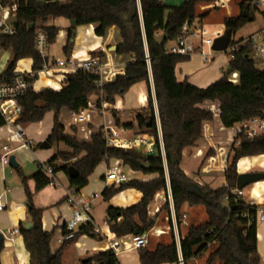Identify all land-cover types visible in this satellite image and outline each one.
I'll return each instance as SVG.
<instances>
[{"label": "trees", "instance_id": "16d2710c", "mask_svg": "<svg viewBox=\"0 0 264 264\" xmlns=\"http://www.w3.org/2000/svg\"><path fill=\"white\" fill-rule=\"evenodd\" d=\"M223 0H185L181 6L172 7L161 0H139L142 9L143 26L136 15L130 23L125 17L138 10V0H65L44 2L39 0H2L1 5L15 7L14 15L18 21L13 25L15 34L5 36L0 33V54L10 53L6 69L0 75L1 84H11L16 77L17 65L20 61L29 59L33 62V73H37L43 60L36 50L37 34L43 32L48 36V45L57 41L59 29L46 28L51 20H65L71 25L67 30V43L63 49L66 59L72 57L76 29L82 26H97L95 34L105 37L107 31L116 28L122 43L117 45L115 54L131 57L132 61L125 67L124 74L103 88L105 102L115 106L117 98H124L130 89L138 84H145L148 89L147 107L136 111L135 121L141 133L154 137L157 147L159 136L155 117V102L157 105L161 126L166 164L171 187L174 210L179 221L185 206L202 207L206 221L196 226H190L180 244V254L185 263L202 258L209 253L206 264H262L258 253L257 224L255 218L256 206L247 204L242 197L233 194L239 176L237 165L248 157L264 155V136L255 140L240 139V145L233 149L226 170V185L217 190L202 187L189 179L181 168L183 153L195 147L202 138L203 127L214 121L213 114L204 106L207 103L220 106V122L225 129L231 130L236 124L264 116V73L260 72L253 61L244 54H236L228 63L232 74L239 75V84L229 82L226 73L223 77L207 88H198L188 81L178 82L177 65L189 61V57L167 54V45L175 42L182 35L186 23L192 25L196 20H204L209 14L198 15L197 9L203 4L216 5ZM255 0H245L240 4L238 17L225 18L224 26L228 35H235L245 25L250 23L243 17L254 21L257 10H250L249 5ZM166 34L163 46L156 39ZM147 50V51H146ZM149 59V63L147 60ZM150 73L154 83L155 101L150 89ZM99 77L78 71L68 74L59 91L50 88L35 92L31 89L18 102L21 107L19 123L23 126L40 123L49 113H54L53 128L46 142L51 146L63 144L70 153H57L46 165L56 167V174L63 171L68 177V169L74 167L78 172L75 179H70L71 190L80 192L89 184L90 177L101 164L110 160H120L132 171L144 175H155L156 178L147 181H131L117 188H105L102 197L109 202L113 197L125 190H136L142 194L141 201L129 208L109 207L107 221L110 231L118 239L128 236L139 237L149 233L156 225V218L149 216V207L155 197L167 192V181L164 162L161 154L158 157L146 158L133 150L108 147L103 129L94 133L89 141H80L76 136L65 134V127L59 122L62 110L79 113L87 108L91 95L98 92L96 83ZM101 102L98 107L101 108ZM116 125L120 120L115 111L109 110ZM6 125L5 118L0 114V129ZM124 127L132 129V124ZM216 153L210 150L205 159L213 158ZM72 165L57 167L58 161ZM143 164H148L145 169ZM22 180L28 207L31 229L20 224L19 232L23 237L25 249L30 256V264H62L65 249L86 236L96 239L95 227L87 224L80 228L78 234L63 244L53 253L51 242L54 233L43 230L42 217L44 210L36 208L34 196L50 186L51 179L47 177L42 165L31 177H24L21 170L16 171ZM35 183L31 192L28 182ZM170 214L167 202L162 209ZM122 222L118 223V220ZM5 250L0 243L1 255ZM140 264H178L179 251L174 241L173 232L167 243H160L154 250L147 248L138 251ZM87 264H120L113 251L100 252L86 259Z\"/></svg>", "mask_w": 264, "mask_h": 264}, {"label": "crops", "instance_id": "0c3cea01", "mask_svg": "<svg viewBox=\"0 0 264 264\" xmlns=\"http://www.w3.org/2000/svg\"><path fill=\"white\" fill-rule=\"evenodd\" d=\"M221 4H224V2ZM211 7L217 9L219 6L211 5ZM201 9H203V7H201ZM138 10L141 16L140 22L143 26V19H142L143 15L139 0H138ZM230 13L231 12H228V14ZM198 15L200 16V14ZM205 21H207L206 18L204 20H196L192 23V27L204 29ZM70 26H71L70 23L65 20H51L46 25V28H57L60 30L55 45L49 47L48 55L51 60L55 61V60L66 59V57L63 54V49L67 43V30L70 28ZM96 28L97 26L92 25V26H82L76 29V38L74 41L72 56L77 58V60L79 59L82 60L89 56L98 57L101 60L103 66H105L108 72L110 73V81L107 84H111L116 80L118 76L124 74L125 67L128 63L132 61V58L118 56L115 54V52L112 51L113 47H117V45L122 43V39L120 37L119 31L116 28L113 27L109 29L105 37L96 36L95 34ZM218 35L219 37H217V39L219 38V40H225L228 37L230 38L232 37V35L227 34L225 26L223 31L218 32ZM172 44L173 43L168 44L167 48L170 47ZM26 60L28 62L20 61L18 63V65H20L19 67L22 69L21 71H19V73L16 72L17 75H21L22 73L20 72H24L23 70H26V68L27 70L29 69L31 70L30 72H32L33 62L29 59ZM226 60H227L226 58H220L219 62L221 64L219 65L217 63L216 64L213 63L214 65L213 64L205 65L203 64L199 56L191 57L189 58V61L177 65L176 67L177 80L180 83L184 81H188L190 84L198 88H202V89L207 88L223 77V74L225 72L221 71L220 73V68H222L221 67L222 64L226 63ZM6 66L7 65L5 64H2L0 66V75L6 69ZM66 72H68L67 69H61L54 71L51 76H47V75L39 76V78L33 84V90L35 92H39L41 90L50 88L48 84H51V82H54L56 80L62 81V77L65 76L66 78V75H68V73ZM64 80L60 83L61 87H55L56 88L54 89L55 91H59L62 89ZM37 81H39L38 84ZM150 89L152 91V97L155 101L154 83L151 73H150ZM101 96H102V92L98 90V92L91 95L90 101L92 103H98L100 101ZM142 98L146 99V101L143 103L141 102ZM147 100H148V89L147 86L143 83L132 87L124 98L116 99L115 112L120 120V124L123 126L126 124H132L133 126L132 129L130 130L124 127L126 129V134H124V137L132 138L134 136H143L140 134L141 132L138 128L137 122L135 121V113L136 111L142 110L143 108L147 107ZM207 104H205L204 106L205 108L207 107ZM63 111L64 110H62L59 115V120H62L61 124L65 127V134L71 137L76 136L80 141H84L82 139V134H80L79 129L73 126L70 127L71 120L69 123L67 124L65 123L63 118H66V115L62 114ZM107 112L104 115L93 114L94 116H92V123L89 126L93 134L98 132L105 123L109 121H113L112 114L111 115L109 114L110 116L106 118ZM49 114L53 115L52 125L47 127L45 131H43L42 129L41 134L43 135V138H48L53 128L54 113L52 112ZM98 116H102L103 119H99ZM31 128L32 126H28V129L25 128V131L27 137L32 141L34 138H36L38 133L35 129H31ZM226 131H228V129H225L222 126L221 122L217 120H214L212 123L204 124L202 138L197 142L194 148L186 150L183 153L184 159H183L182 170L184 171L185 175L189 178L191 177V175L197 179L202 178L201 182L197 181V183L201 186H207L210 189L217 190L226 185L225 170L228 161L231 157L229 153V149L231 146L230 142L232 138H234V132L227 134ZM5 137H6V131L0 130V148L7 144ZM147 137H152V136L148 135ZM228 139L229 141H227ZM210 150H213L216 153V155L213 158L205 159V155ZM20 152L22 153L21 156L22 163L25 161L29 163L35 162V164H37L36 166L37 170H38V166L45 164L42 162L45 160L42 161L38 160L36 147L32 150H21L17 153ZM62 153H70V150L66 147V151ZM139 153H141L143 156L146 157L144 153L142 152ZM262 156H257V157H262ZM245 159L247 158H244L241 161H239L237 165V172L239 175L254 174V173L264 174L263 158L252 161ZM17 163L19 164L18 169L21 170L24 177L31 178L35 174L34 173L33 175L26 176L19 161H17ZM72 164L73 162L64 163L63 165H72ZM55 165L57 167H61L58 166L57 163ZM125 168L130 169L129 167L126 166ZM17 170H15L14 172L15 175H14L13 173L7 172L6 169L0 164V194L3 203L6 205V209L0 212V233L4 237V245H5V250L1 255L2 264H30V256L25 249L22 235L21 234L15 236L11 235V232L13 230L15 229L19 230L20 224H24V225L30 224V218L28 215V208H27V199L22 185L21 177L16 172ZM105 170H106V165L103 166L101 173L96 174L95 171V173L89 179L88 186L85 189L81 190V193L86 196H90L95 193L99 195L94 201L91 211L89 213L92 224L95 227V234L97 235V238L91 239L89 237L83 236L76 243L69 245L64 251L62 264H69L67 261V255L70 252L71 247H74V252H75L74 253L75 260L72 264H82L84 260L91 258L100 252H105L106 244L108 240L121 241L122 244L118 249L119 252L118 259L120 264H140L138 251H131L129 249L130 243L134 238L133 236H128L122 239L116 238V236L112 234L110 231V226L108 225L107 217L105 222V226L107 227L106 231L104 229H98L96 227V220L93 215V211L95 204L100 198H102V193L105 190V184L102 181V176ZM199 171H201L200 173L203 174H200ZM131 177L133 181H142V182L151 181L156 178L155 175H144L142 173H138L134 171ZM56 179L58 182L56 185L49 186L34 196V204L36 208L44 210L42 217L43 230L48 234L54 233V237L51 242V250L53 253H56L60 249V246L56 245V239L60 236V231L62 226L65 224L66 220L71 216V209L65 203L67 193L71 190L68 177L63 171H60L56 174ZM28 186L31 192H34L35 190L34 181L30 180L28 182ZM125 191H128L130 195L133 194L131 199V201L133 202L132 204L136 205L141 201L142 194L139 193L138 191L136 190H125ZM123 192H121L120 194H122ZM243 192L244 193L242 198L247 204L251 206H256L259 208V210L264 212V180L254 184V186L251 187V190L249 192H245V189ZM118 195H116L115 197H117ZM115 197H113L108 203L112 202L115 199ZM247 197L249 199H247ZM168 199L169 197L166 192L159 193L155 197L154 203H152L149 207V216L151 219L156 218L157 221L159 220V217L162 214L163 205H165L168 202ZM114 206L115 208H118L116 205H113L111 207ZM107 209H106V214H107ZM120 209H125V208H120ZM182 214L184 220L181 218L178 221V226L181 234L186 232V227L189 228L190 226H196L206 221V215L198 207L190 208L188 206H185L182 209ZM165 216H166L165 223L163 225L156 224L155 228H161L162 230H166V228L168 227L167 219L169 218V214L167 213ZM120 222H122V219L118 221V223ZM186 234L184 236H186ZM166 236L171 237V233L169 234L166 233L165 235H162L158 238L151 237L149 240V244L152 238L162 239L163 237ZM257 239H258V253L260 254L262 262L264 264V224L259 225L257 227ZM160 243H165V242L163 241L158 242L150 250H154L156 246ZM208 256L209 253L205 254L200 259L191 260L188 263H185L184 261L183 262L184 264H206V260ZM180 258H182V256L179 253V259Z\"/></svg>", "mask_w": 264, "mask_h": 264}, {"label": "built area", "instance_id": "2783aa9c", "mask_svg": "<svg viewBox=\"0 0 264 264\" xmlns=\"http://www.w3.org/2000/svg\"><path fill=\"white\" fill-rule=\"evenodd\" d=\"M65 1V0H54ZM228 0H223L216 6H221L227 3ZM0 8L3 12L0 17V33L5 36H13L15 31L13 25H7L6 22L13 17L15 7H3ZM224 4H221L223 3ZM250 10H257L261 12L263 16V25L252 35L247 36L240 40H233L232 37L222 52H216L213 50V46L216 41H220L219 35L208 36L203 28H193L192 25L186 23L182 28V35L173 44L167 48V54L180 56V57H194L199 56L205 65H211L215 62L217 54H224L230 61L236 54H244L245 58L255 63L258 70L264 73V0H255L249 5ZM216 36V37H215ZM207 48V50H206ZM36 50L39 56L43 60L41 69L35 74L32 72L21 74L14 79L11 84L0 83V114L5 118L6 125L0 130L6 131L7 144L2 147L3 155L0 156V164L3 167L9 166L10 157L13 154L21 150H32L35 148L33 141H31L26 134L25 128L19 123L21 115V107L19 105V98L23 97L27 92L33 89L34 82L39 78L41 74L51 76L56 70L67 69L75 74L78 71H82L88 74H93L99 77L96 83V87L102 92L100 101L102 106L98 107V103H92L89 101L87 108L81 110L79 113H71V126L79 129L84 141H89L93 135L89 128L92 123V115H104L107 111H115V106H111L105 102V95L103 93L104 86L110 81V73L107 68L103 66L101 60L98 57H86L79 59L71 57L65 60H51L49 58V45L48 36L39 32L36 40ZM147 51V50H146ZM148 63L149 59L147 57ZM230 83L234 85L239 84V75L237 73L228 76ZM207 110H209L214 117V120L220 121V106L217 104L208 103ZM155 117L156 125L159 134V146H156L154 137L134 136L132 138L124 137L126 129L123 125H116L113 121L105 123L101 129H103L104 137L108 147H116L124 150H135L142 152L147 158L158 157L161 154L164 162L166 181H167V194L168 203L170 205V214L168 221V227L166 230L161 228H153L149 233L139 237H134L130 243L129 249L131 251H139L140 249L147 248L151 237H160L166 233L173 232L174 241L180 253V244L184 239V235L180 233L178 220L175 215L174 204L171 194V187L169 182L165 149L162 139V133L160 129V121L155 105ZM234 132V138L230 142V148L236 149L240 145V139L255 140L261 136H264V116L253 118L248 121L236 124L232 129ZM229 141V139L227 140ZM10 144H16L17 147L12 149ZM77 159L71 161L73 164ZM69 162V163H71ZM106 165V170L102 176V181L105 184V188L119 187L123 184H127L132 180L131 175L133 171L125 168L124 164L120 160H110ZM44 174L51 179L50 186L56 185V167L46 164L42 165ZM244 190H236L233 192L238 197L243 196ZM98 194L86 196L80 192L70 190L67 193L65 200L66 205L71 209V216L62 226L60 236L56 239V245L63 246L67 241L72 240L76 234H78L81 227L92 224L89 213L92 205ZM6 209V205L2 201L0 194V212ZM120 220V219H119ZM118 220V221H119ZM257 227L264 224V212L257 211L255 218ZM20 234L18 229L11 232L12 236ZM121 241H107L105 252L113 251L116 256H119L118 249L121 246ZM178 264H184L183 259L180 258Z\"/></svg>", "mask_w": 264, "mask_h": 264}, {"label": "rangeland", "instance_id": "374dc122", "mask_svg": "<svg viewBox=\"0 0 264 264\" xmlns=\"http://www.w3.org/2000/svg\"><path fill=\"white\" fill-rule=\"evenodd\" d=\"M39 1H44V0H39ZM185 0H164L165 4L168 5V6H172V7H176V6H179V5H182L184 3ZM245 1V0H228L226 4L224 5H221L219 6L217 9H214V7H211V5H208V4H203L202 6H199L198 9H197V13L200 14V15H205V14H209V16L206 18L207 21L204 22V30H205V33L206 35L208 36H212L214 37V35H218V32L219 31H223L224 30V19L225 18H232V17H238L240 15V4ZM201 7H203V9H201ZM228 12H231L230 14H228ZM3 12L0 8V17L2 16ZM263 24V16L261 14V12H256L255 15H254V21L253 22H250L248 23L247 25H245V27H243L239 32H237L235 35L232 36V39L233 40H240L241 38H245L247 36H250L252 34H254ZM216 37V36H215ZM76 38V37H75ZM207 50V48H206ZM11 58V54L10 53H1L0 54V66L2 64H5L7 65L8 61L10 60ZM220 58H226V63L222 64V68H220V73L221 71L222 72H227L228 70V58L226 57V55L224 54H217L216 55V59H215V62L214 64H221L219 62V59ZM22 62H28L27 60H24ZM22 64V63H21ZM213 64V65H214ZM212 65V64H211ZM20 65H18L17 69H16V72L19 73V71H21L22 68L19 67ZM257 69L259 67H256ZM24 72H20V73H30L31 70H23ZM68 74H72V72L68 71L66 72ZM44 74H41L40 76H42ZM221 75V74H220ZM65 76L62 77V81L64 80ZM62 81H54V82H51V84H48L49 87L54 90L56 89L55 87H61L60 86V83ZM39 81H37V84H38ZM57 83V84H56ZM63 115H66V118H63L65 123H69L70 120H71V114L64 110L62 112ZM111 115V112H107L106 114V118H108L110 115ZM94 116V115H92ZM99 119H103L102 116H98ZM52 119H53V115L52 114H48L45 119L40 122V123H35V124H30V125H27L25 126V128L28 129V126H32L31 129H35L38 133V135L36 136V138H34L32 141L34 143V146L36 147V152L38 154V160L42 161V160H45V161H42L43 163H47L50 159H52L57 153H62V152H65L66 151V146H64L63 144H56L55 146H53L52 148L50 149H42L41 148V145L47 140V138H43V135L41 134V131L43 129V131H45V129L49 126L52 125ZM60 124L62 123V120H59ZM226 133H232V130H228L226 131ZM141 135L147 137L148 134L147 133H140ZM11 148L14 149L17 147L16 144H10ZM229 153L231 155L230 158H232L233 156V149L230 148L229 149ZM3 155V151H2V147L0 148V156ZM17 161H19V163L21 164V167L23 168V171L25 173L26 176H30V175H33L34 173H36L37 171V164H35V162H23L22 163V160H21V156H22V153H15L13 154ZM264 159V156L262 157H250V158H247L245 160H249V161H252V160H259V159ZM183 159H184V156H183ZM183 159H182V163H181V168H182V165H183ZM36 160V161H38ZM64 164V162L62 161H58L57 162V165L58 166H62ZM103 166H105V164H101L99 166V168L97 169L96 171V174H99L102 172V169H103ZM6 169L7 172L9 173H13L15 175V170L12 169L10 166H6L4 167ZM201 171H199L200 173ZM200 174H203V173H200ZM202 176V175H200ZM11 178V176H10ZM189 178V177H188ZM191 180H193L194 182L197 183V181H202L200 178L197 179L195 177H193L191 175V177L189 178ZM204 180V178H203ZM201 186V185H200ZM254 186V185H251L247 188H245V192H249L251 190V187ZM202 187H207V186H202ZM132 195H130V193L128 191H125L123 192L122 194L118 195L117 197H115V199L108 203V202H105L104 198H100L97 203L95 204L94 206V211H93V215L95 217V220H96V227L98 229H104L106 231V226H105V222H106V209L108 207H111L113 205H116L118 208H129V207H132L134 206V204H132L133 202L131 201L132 199ZM247 199H249L247 197ZM154 203V202H153ZM166 205V204H165ZM165 205H163V208L165 207ZM115 207V206H114ZM201 209V211L205 214V211L202 207H198ZM167 214V211H163L161 216L159 217V220L156 221V224L158 225H163L165 223V215ZM182 219L184 220V218L182 217ZM187 227H186V232H187ZM183 233V235L186 234ZM171 239L170 236H166V237H163L162 239H157V238H152L151 239V242L150 244L148 245L147 249H152L158 242L160 241H163L165 243L169 242ZM74 247H71L70 249V252L68 253L67 255V261L69 264H72L74 262ZM263 264V263H262Z\"/></svg>", "mask_w": 264, "mask_h": 264}, {"label": "water", "instance_id": "95a60500", "mask_svg": "<svg viewBox=\"0 0 264 264\" xmlns=\"http://www.w3.org/2000/svg\"><path fill=\"white\" fill-rule=\"evenodd\" d=\"M52 1H54V0H44V2H52ZM161 1H164V0H161ZM136 15H138V17L141 18L140 12H139V10H137V12H135L131 16L125 17L124 19H125L126 22L130 23L132 21V19ZM243 17L245 19H248L249 22H252V19L248 18L247 12L243 13ZM17 21H18L17 17H13V18H10L6 22V24L7 25H14V24L17 23ZM71 25L75 26V22H72ZM166 38H167V35L166 34H162L156 39V43L159 46H163L165 44ZM229 41H230V37L226 38L225 40L216 41L214 46H213V50L216 51V52L224 51L226 49ZM112 51L115 52L116 51V47H113ZM226 74H227V76H230L232 74V70L228 69ZM41 148L46 150V149H50L51 146L47 142H44L41 145ZM9 166L12 169H14V170H17L19 168V164L17 163L16 157L14 155L10 157ZM143 167L145 169H147V170L149 169V165L148 164H143ZM77 176H78V172L76 171V169L74 167H70L68 169V177L70 179H75ZM263 180H264V174L254 173V174L239 175L238 178H237V181H236V188L238 190H244L245 188H247V187H249L251 185H254V184H256V183H258L260 181H263ZM25 228L26 229H31L32 225L31 224H27L25 226ZM0 243H4V237H3V235L1 233H0ZM87 263H88L87 260H84L82 262V264H87Z\"/></svg>", "mask_w": 264, "mask_h": 264}, {"label": "bare ground", "instance_id": "6f19581e", "mask_svg": "<svg viewBox=\"0 0 264 264\" xmlns=\"http://www.w3.org/2000/svg\"><path fill=\"white\" fill-rule=\"evenodd\" d=\"M146 101V99L145 98H142L141 99V102L143 103V102H145ZM233 139V138H232ZM231 140V139H230ZM160 196V195H159Z\"/></svg>", "mask_w": 264, "mask_h": 264}]
</instances>
